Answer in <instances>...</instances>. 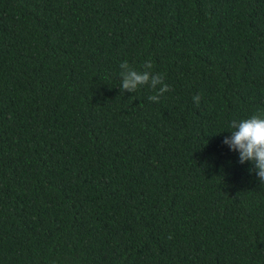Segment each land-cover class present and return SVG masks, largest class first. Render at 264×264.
I'll use <instances>...</instances> for the list:
<instances>
[{"label":"trees","instance_id":"1","mask_svg":"<svg viewBox=\"0 0 264 264\" xmlns=\"http://www.w3.org/2000/svg\"><path fill=\"white\" fill-rule=\"evenodd\" d=\"M253 114L264 0H0V264H264Z\"/></svg>","mask_w":264,"mask_h":264},{"label":"clouds","instance_id":"2","mask_svg":"<svg viewBox=\"0 0 264 264\" xmlns=\"http://www.w3.org/2000/svg\"><path fill=\"white\" fill-rule=\"evenodd\" d=\"M120 67L127 70L121 73L123 76L121 91L135 92L138 87L150 84L151 88L156 90V94L148 97L151 101H159L161 95L170 91V86L164 83L163 76L158 73L151 75L147 71H138L130 67L127 60L123 61ZM143 67L151 69L153 65L148 61ZM157 84H163V86L156 89ZM193 100L198 105L200 96H194ZM228 129L232 134L225 137L223 143L228 145L231 151L238 152L240 164L251 162L250 171L255 172L261 184L264 185V114H253L245 119L232 120Z\"/></svg>","mask_w":264,"mask_h":264}]
</instances>
